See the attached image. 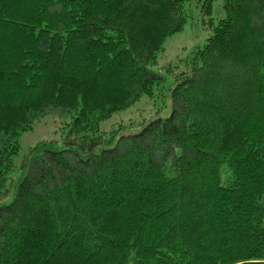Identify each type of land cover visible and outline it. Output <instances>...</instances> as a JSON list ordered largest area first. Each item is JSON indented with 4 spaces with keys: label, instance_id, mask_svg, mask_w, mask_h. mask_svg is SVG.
Returning a JSON list of instances; mask_svg holds the SVG:
<instances>
[{
    "label": "trees",
    "instance_id": "obj_1",
    "mask_svg": "<svg viewBox=\"0 0 264 264\" xmlns=\"http://www.w3.org/2000/svg\"><path fill=\"white\" fill-rule=\"evenodd\" d=\"M216 1L0 0V264H264V0Z\"/></svg>",
    "mask_w": 264,
    "mask_h": 264
},
{
    "label": "rangeland",
    "instance_id": "obj_2",
    "mask_svg": "<svg viewBox=\"0 0 264 264\" xmlns=\"http://www.w3.org/2000/svg\"><path fill=\"white\" fill-rule=\"evenodd\" d=\"M221 0L215 2V15L216 12L220 10ZM209 32L199 24L194 25V23H189L184 32L174 36L169 39L166 44V51L161 56L159 60L158 70L161 72L164 71L163 68L168 67L169 65L176 64L178 60L186 58L189 56L197 47H202L207 38ZM172 80V78H170ZM143 103H146L145 99H142L133 109L128 110L124 113L116 115L112 120L104 123L102 125L103 131H109L116 125L117 122H126L130 118L140 119L138 115L143 110ZM147 107H144L146 109ZM60 118H46L33 131L26 132L21 138V157L28 152V150L44 140L57 139L61 140L62 133L59 131Z\"/></svg>",
    "mask_w": 264,
    "mask_h": 264
}]
</instances>
